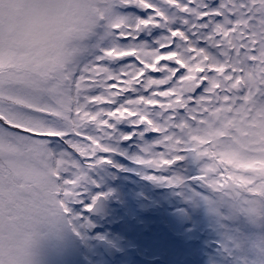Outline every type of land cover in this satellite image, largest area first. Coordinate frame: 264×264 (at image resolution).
<instances>
[{
    "label": "snow or ice",
    "instance_id": "obj_1",
    "mask_svg": "<svg viewBox=\"0 0 264 264\" xmlns=\"http://www.w3.org/2000/svg\"><path fill=\"white\" fill-rule=\"evenodd\" d=\"M97 3L96 32L68 59L0 72V264H33L39 225L72 217L73 205L95 210L108 193L90 191L92 170L120 151L113 141L136 136L154 137L132 157L153 172L199 168L148 179H195L216 193L213 210L264 221V173L227 162L234 133L224 132L247 117L264 133V0ZM249 246L260 259L243 264H264V238Z\"/></svg>",
    "mask_w": 264,
    "mask_h": 264
},
{
    "label": "rangeland",
    "instance_id": "obj_2",
    "mask_svg": "<svg viewBox=\"0 0 264 264\" xmlns=\"http://www.w3.org/2000/svg\"><path fill=\"white\" fill-rule=\"evenodd\" d=\"M60 7L62 5L53 0H0V72L16 71L15 64L32 66L37 61L54 64L68 59L73 51L88 43L98 23L97 0H75L69 5L72 9L69 19L75 26L60 27L55 45L43 46L45 36L39 31L37 21ZM57 20L61 25L64 22L62 17ZM118 127L121 133L133 132L132 127L125 128V123ZM258 128L256 121L245 117L233 122L231 132L224 130L225 134L234 133L235 151L226 154L227 162L245 171L264 173V133L255 131ZM153 138L136 136L137 148L130 149L128 155L132 158L140 154L144 141ZM113 143L125 157L127 144L119 140ZM105 155L111 162L92 170L91 175L99 187L92 185L90 191L106 192L107 199L116 198L114 207L118 210L106 217L94 215L82 205H73L72 217L56 224L42 223L32 245L33 264H125L130 260V264H146L133 257V247L144 255L159 256L163 261L157 264H178L173 262L178 253L181 264H219L220 261L243 264L245 257L260 259L258 250L249 245L251 241L264 238V221L253 223L242 214L230 216L227 205L221 210L223 215L213 210L208 197L216 198V193L195 179L176 186L147 178L154 174L196 177L199 173L196 163L181 161L175 169L160 173L143 166L134 174L136 168L131 162L113 156L116 168H121L133 181L130 192L125 188V176L121 177L117 170L110 181L104 182L112 165L110 153ZM232 179L243 184L251 182V178L244 175H234ZM81 215L83 220L79 218ZM173 236L182 239L180 249L174 247ZM102 238L124 249L118 263L109 262L100 246ZM216 240L222 242L223 247H217ZM237 241L244 246L237 247Z\"/></svg>",
    "mask_w": 264,
    "mask_h": 264
},
{
    "label": "clouds",
    "instance_id": "obj_3",
    "mask_svg": "<svg viewBox=\"0 0 264 264\" xmlns=\"http://www.w3.org/2000/svg\"><path fill=\"white\" fill-rule=\"evenodd\" d=\"M53 2L62 5V7L54 10L49 15L41 16L37 21L39 31L45 36L44 47L55 45L60 34L58 31L60 27L68 29L75 26L69 19L72 11L69 5L74 4L75 0H53ZM57 17L64 18L62 25L58 22Z\"/></svg>",
    "mask_w": 264,
    "mask_h": 264
},
{
    "label": "flooded vegetation",
    "instance_id": "obj_4",
    "mask_svg": "<svg viewBox=\"0 0 264 264\" xmlns=\"http://www.w3.org/2000/svg\"><path fill=\"white\" fill-rule=\"evenodd\" d=\"M138 140V139H137ZM136 142V138L134 137L131 141H127L126 144H127V149H126V152L127 153H130V149H135L137 148V144H135ZM132 165L134 166V168H136V170H134V174H138V171L137 170H141L143 169V165H140L138 164L136 161L134 162H131ZM177 165H175L172 169H175ZM126 173V172H125ZM133 184V182L131 181V179H126L125 181V188L128 189L129 191L132 190L131 189V185ZM131 192V191H130ZM142 193V192H141ZM138 256H141V252H138ZM158 257V256H156Z\"/></svg>",
    "mask_w": 264,
    "mask_h": 264
},
{
    "label": "water",
    "instance_id": "obj_5",
    "mask_svg": "<svg viewBox=\"0 0 264 264\" xmlns=\"http://www.w3.org/2000/svg\"><path fill=\"white\" fill-rule=\"evenodd\" d=\"M106 211V205L104 204V198H102L98 204L96 205L95 210H92L94 213H99V212H105ZM101 246L103 247L104 251L111 257L114 256L115 254V248L112 246H108L107 242L105 240L101 241Z\"/></svg>",
    "mask_w": 264,
    "mask_h": 264
},
{
    "label": "trees",
    "instance_id": "obj_6",
    "mask_svg": "<svg viewBox=\"0 0 264 264\" xmlns=\"http://www.w3.org/2000/svg\"><path fill=\"white\" fill-rule=\"evenodd\" d=\"M109 173H111V172H109Z\"/></svg>",
    "mask_w": 264,
    "mask_h": 264
}]
</instances>
